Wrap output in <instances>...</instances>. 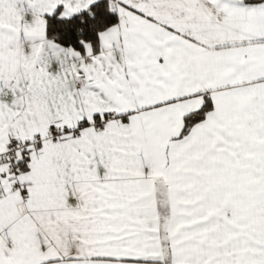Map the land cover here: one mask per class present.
Segmentation results:
<instances>
[{"label":"snow or ice","instance_id":"6c2138e0","mask_svg":"<svg viewBox=\"0 0 264 264\" xmlns=\"http://www.w3.org/2000/svg\"><path fill=\"white\" fill-rule=\"evenodd\" d=\"M0 264H264V0H0Z\"/></svg>","mask_w":264,"mask_h":264}]
</instances>
